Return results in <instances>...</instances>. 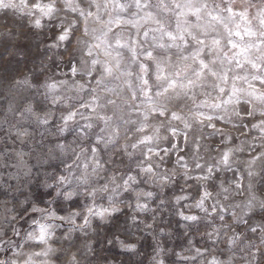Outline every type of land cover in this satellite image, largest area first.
I'll return each instance as SVG.
<instances>
[{
  "label": "clouds",
  "instance_id": "obj_1",
  "mask_svg": "<svg viewBox=\"0 0 264 264\" xmlns=\"http://www.w3.org/2000/svg\"><path fill=\"white\" fill-rule=\"evenodd\" d=\"M0 264H264V0H0Z\"/></svg>",
  "mask_w": 264,
  "mask_h": 264
}]
</instances>
